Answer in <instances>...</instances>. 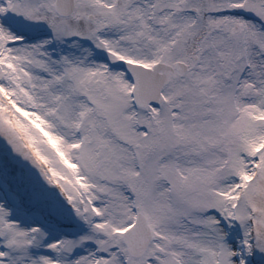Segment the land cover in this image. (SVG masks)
Instances as JSON below:
<instances>
[{
    "label": "snow or ice",
    "instance_id": "snow-or-ice-1",
    "mask_svg": "<svg viewBox=\"0 0 264 264\" xmlns=\"http://www.w3.org/2000/svg\"><path fill=\"white\" fill-rule=\"evenodd\" d=\"M0 136L87 229L0 264H264V0H0Z\"/></svg>",
    "mask_w": 264,
    "mask_h": 264
},
{
    "label": "rangeland",
    "instance_id": "rangeland-1",
    "mask_svg": "<svg viewBox=\"0 0 264 264\" xmlns=\"http://www.w3.org/2000/svg\"><path fill=\"white\" fill-rule=\"evenodd\" d=\"M0 152L4 153V156L0 153V200H4L6 203H10L14 205L15 207H12V214L14 217H17L21 220L22 223L30 224L32 223L31 217L34 216L31 213H27L29 211V204L31 202H34V204L37 202V200L32 201L30 199V196L28 195V192H25V194H22L17 199L16 194L13 192V187L9 185V183L12 182H19V178H17V174L19 172L17 170H25L22 171V179L24 180H33L38 181L39 184L34 183L35 185H31L32 189L36 194L38 193L39 196L42 197L40 199V205H46L45 200L47 204H50L53 206L55 210H51L52 212L56 213L59 212L60 216H57L60 218V220H66L71 222H76L77 217L73 213H69L67 209L65 212L58 211L60 207L65 208V204L63 201L56 196L55 192L52 191L51 187L49 186L48 182L44 179V177L40 174L39 169L34 166L29 160L21 156L19 153H16L11 148V145H9L6 140L0 136ZM8 159L10 164L14 165V169H9L7 167V163L5 159ZM20 175V174H19ZM25 190L22 189V192ZM28 191V190H27ZM44 197V198H43ZM34 198V197H33ZM37 199V198H34ZM23 204H26V208L28 209L26 212L22 210L21 208L24 207ZM58 209V210H57ZM34 213V212H33ZM64 215V216H62ZM81 223L82 221L79 220ZM50 239L58 238L59 235L53 234L48 235ZM229 239H233V235H230Z\"/></svg>",
    "mask_w": 264,
    "mask_h": 264
}]
</instances>
